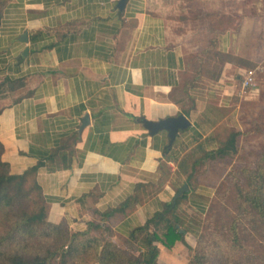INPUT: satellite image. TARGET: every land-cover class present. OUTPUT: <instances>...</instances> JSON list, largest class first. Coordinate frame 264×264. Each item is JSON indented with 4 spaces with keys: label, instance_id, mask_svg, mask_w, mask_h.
I'll use <instances>...</instances> for the list:
<instances>
[{
    "label": "crops",
    "instance_id": "obj_1",
    "mask_svg": "<svg viewBox=\"0 0 264 264\" xmlns=\"http://www.w3.org/2000/svg\"><path fill=\"white\" fill-rule=\"evenodd\" d=\"M119 3L6 2L0 10V77L22 85L2 100L0 142L2 159L21 174L46 161L64 139L78 136L49 164L53 170L45 166L38 174L49 220H66L73 230H84L98 219L95 211L117 207L144 185L136 208L110 219L117 237H123L174 198L175 184L185 181L194 160L214 148L224 126L237 118L233 99L246 68L212 58L191 90L196 110L187 116L185 102L174 97L191 74L186 56L194 50L189 37L175 34L170 4ZM205 12L237 19L236 29L221 33L218 50L252 61L237 47L246 18L238 27L231 7ZM180 114L191 125L179 131L171 147L167 131L152 135L142 123ZM207 186L191 194L205 193Z\"/></svg>",
    "mask_w": 264,
    "mask_h": 264
},
{
    "label": "trees",
    "instance_id": "obj_2",
    "mask_svg": "<svg viewBox=\"0 0 264 264\" xmlns=\"http://www.w3.org/2000/svg\"><path fill=\"white\" fill-rule=\"evenodd\" d=\"M7 1L0 0V10ZM237 16L241 27L243 16ZM205 18L209 20L212 36L205 49L186 56L191 74L174 97L185 102L183 111L187 116L196 110L191 90L212 58L252 65L251 61L218 50L221 33L237 28L230 20L232 17L208 12ZM21 85V80L1 76L0 102ZM263 131L264 128L255 125L245 131L230 129L224 138L219 137L214 148L194 160L185 181L175 185L176 193L184 184H188L189 190L175 204L174 198L164 202L159 211L132 228L127 236H119L120 243L110 219L134 210L144 185H138L134 194L117 207L95 211L98 219L89 221L84 230H73L66 220L60 223L49 220L38 174L45 166L53 170L54 164H49L78 136L64 139L46 161L21 174L12 173L10 165L2 159L5 148L0 142V264H164L160 260L164 249L173 250L179 243L189 251L187 264H264V145L253 161L242 156L239 149L242 136ZM169 150L166 149V154ZM236 159L244 162L233 165L221 178L207 208L193 210V215L186 212L183 203L201 186L202 177L213 170L214 163ZM187 236L195 238V245Z\"/></svg>",
    "mask_w": 264,
    "mask_h": 264
},
{
    "label": "rangeland",
    "instance_id": "obj_3",
    "mask_svg": "<svg viewBox=\"0 0 264 264\" xmlns=\"http://www.w3.org/2000/svg\"><path fill=\"white\" fill-rule=\"evenodd\" d=\"M170 4L168 18L172 21V25L176 31L175 34L185 35L189 37L187 45L197 53L199 49H203L208 45V38L211 35L209 20L205 18L207 12L217 7H231V11L237 13L245 19L242 33L240 32L238 40V50L240 54H247L252 59V65H244L246 69L256 70V85L252 92H241V80L238 85V94L234 96L233 112L237 118L233 117L231 121L224 126V130L220 132L221 138H224L230 129H238L245 131L258 125L264 128V0H167ZM215 4H217L215 6ZM235 15V16H234ZM232 15L233 19L236 14ZM238 18V17H237ZM242 19V18H241ZM240 19V20H241ZM237 22L235 18L234 24ZM247 23V25H246ZM180 27H177L181 25ZM186 27V30H184ZM173 29V30H174ZM191 30L194 33H189ZM197 33V36H195ZM241 64V63H239ZM243 77V76H242ZM186 78V77H185ZM242 79V78H241ZM2 101L0 102V106ZM230 111H227L229 113ZM264 145V131L260 134L253 133L240 138L239 149L240 154L250 161H253L255 154ZM244 161L227 160L226 162H215L213 170L205 177H202V184L208 185L205 193H193L190 199L182 205L183 209L191 213L193 209L205 210L211 201V193L218 185L221 178L233 166L239 165ZM180 183V182H179ZM177 183V184H179ZM176 185V184H175ZM212 193V196H213ZM192 207L191 209H189ZM199 212V211H198ZM193 215V214H192ZM188 241L195 245V238L187 236ZM117 242H121L116 237ZM189 259L188 249L181 243L177 244L173 250H165L160 256V260L164 264H187Z\"/></svg>",
    "mask_w": 264,
    "mask_h": 264
},
{
    "label": "water",
    "instance_id": "obj_4",
    "mask_svg": "<svg viewBox=\"0 0 264 264\" xmlns=\"http://www.w3.org/2000/svg\"><path fill=\"white\" fill-rule=\"evenodd\" d=\"M127 0H120L119 5L123 6ZM142 123L144 127L149 131L150 134H156L162 130L168 132L169 136V147H171L174 142L176 141L177 135L179 131L185 130L189 128L191 125L190 120L184 114H180L176 117H168L165 119H161L159 121H150L147 119H143ZM86 125V119L83 122L82 126ZM189 190L188 184H184L176 193L174 197V204L176 203L177 199L182 196L186 191ZM183 231V230H182Z\"/></svg>",
    "mask_w": 264,
    "mask_h": 264
},
{
    "label": "built area",
    "instance_id": "obj_5",
    "mask_svg": "<svg viewBox=\"0 0 264 264\" xmlns=\"http://www.w3.org/2000/svg\"><path fill=\"white\" fill-rule=\"evenodd\" d=\"M256 85V70L245 69L243 77L241 79V92H252L253 87Z\"/></svg>",
    "mask_w": 264,
    "mask_h": 264
}]
</instances>
